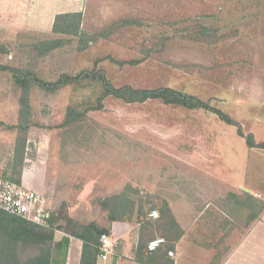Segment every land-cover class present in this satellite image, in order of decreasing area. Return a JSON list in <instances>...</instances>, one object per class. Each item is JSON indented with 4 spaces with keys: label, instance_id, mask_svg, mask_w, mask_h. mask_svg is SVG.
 Segmentation results:
<instances>
[{
    "label": "rangeland",
    "instance_id": "1",
    "mask_svg": "<svg viewBox=\"0 0 264 264\" xmlns=\"http://www.w3.org/2000/svg\"><path fill=\"white\" fill-rule=\"evenodd\" d=\"M208 1L78 0L82 10L57 13L51 29L38 28L31 12L14 26L5 12L0 65L48 82L105 70L115 87L185 92L264 143V21L255 17L256 0H229L253 7L242 12L224 0L204 10ZM53 42L60 44L51 49ZM103 92L87 81L56 92L23 89L17 76L0 71V177L22 184L33 173L34 191L54 215L51 230L29 224L53 233L55 243L104 214L164 211L170 220L172 205L189 240L220 262L264 208L248 196L264 200V150L204 109L108 97L98 110ZM14 247L21 263L41 255L37 244Z\"/></svg>",
    "mask_w": 264,
    "mask_h": 264
},
{
    "label": "crops",
    "instance_id": "2",
    "mask_svg": "<svg viewBox=\"0 0 264 264\" xmlns=\"http://www.w3.org/2000/svg\"><path fill=\"white\" fill-rule=\"evenodd\" d=\"M42 1L0 0V21L6 17L5 12H11L12 15H7V18L13 20L14 26H17L18 23L22 24L24 21L23 13L31 12L30 21L37 24L38 28L51 29L54 26L57 13L67 14V11L80 12L82 10L78 0H46L44 2L47 4L43 7L39 6L43 4ZM56 1L57 7L54 6ZM136 1L133 0L134 3ZM138 1L150 4V0ZM228 1L224 0L225 5ZM215 4L209 0L204 6V10L216 9ZM244 5L245 3H241L237 6L236 3L230 2L229 7L236 9L240 6V12L254 7L256 19L264 21V0H256L253 7ZM46 13H51V18ZM30 174L33 173L29 172L24 175L22 184L34 191L37 189L30 181ZM259 195L256 192L253 194L250 192L248 196L263 204V197ZM165 213L162 211L161 217L155 219L150 216L151 212L137 214L135 211V213L131 212L128 218L115 215L113 221L110 220L108 214H104V220L95 221V223L101 229L107 230V235L113 243V252L108 255L106 260L99 257L97 264H201V260L202 264H264V208L261 209L259 216L252 222L235 248L230 250L218 263H215L216 255L214 253L200 248L193 239L189 240V229L183 215H180L177 210H173L172 205L171 208L169 207L170 220L167 219ZM170 231L175 233L174 236L168 234ZM156 238H165L168 244L156 253H149L147 245ZM83 249V241L76 236L69 233L60 236L55 239L52 264H63L64 257V264H81ZM169 250L175 252L174 258L168 256Z\"/></svg>",
    "mask_w": 264,
    "mask_h": 264
},
{
    "label": "trees",
    "instance_id": "3",
    "mask_svg": "<svg viewBox=\"0 0 264 264\" xmlns=\"http://www.w3.org/2000/svg\"><path fill=\"white\" fill-rule=\"evenodd\" d=\"M59 44V42H53L51 49L57 48ZM0 71L10 72L17 76L18 79L21 80L23 89H28L31 84H34L41 90L48 92H56L66 86L85 81L101 83L104 92L98 100V110L103 108V102L108 97H115L130 104L144 103L149 100H161L166 105L181 106L190 110L204 109L208 112L216 114L223 122L236 126L238 134L246 140L249 147L264 150V143H258L253 134L246 135L243 131L242 125L234 121L229 115L212 107L209 103L185 92L177 91L171 88L148 90L134 89L129 85L120 88L115 87L109 81L105 70H85L75 76L64 74L61 75V77L55 82H48L40 79L35 74H27L20 69L4 65H0ZM18 183L21 184V182ZM110 220H115V216L113 214L110 215ZM29 223L30 222L25 221L22 218L10 215L0 210V248H3L2 254L5 252L7 256L6 259L8 263L6 264H52L55 245L54 234L37 231L34 226L30 225L33 223ZM53 223L54 215L51 219V224L53 225ZM104 234H107L106 229H101L96 223H92L84 227L82 233L74 235L81 239L84 243L81 264H97V260L101 254V237ZM18 243H33L41 246V255L30 263H21L19 257L15 253L16 248L14 247V245ZM1 258L2 257H0V259Z\"/></svg>",
    "mask_w": 264,
    "mask_h": 264
},
{
    "label": "built area",
    "instance_id": "4",
    "mask_svg": "<svg viewBox=\"0 0 264 264\" xmlns=\"http://www.w3.org/2000/svg\"><path fill=\"white\" fill-rule=\"evenodd\" d=\"M0 210L22 218L45 230H51L53 211L47 199L41 194L26 188L23 184L14 182L8 178L0 177ZM150 216L157 219L159 213L153 211ZM168 241L165 238H156L147 245L149 253H156L166 247ZM100 258L106 260L113 252V243L107 234L102 235L100 245ZM169 257H174L173 250L168 251Z\"/></svg>",
    "mask_w": 264,
    "mask_h": 264
}]
</instances>
